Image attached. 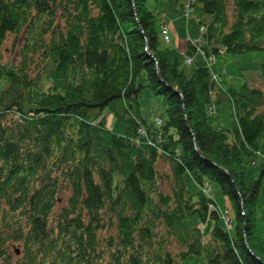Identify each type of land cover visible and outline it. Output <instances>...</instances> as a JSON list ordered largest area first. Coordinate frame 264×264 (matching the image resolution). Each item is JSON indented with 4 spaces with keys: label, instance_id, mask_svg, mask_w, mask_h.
<instances>
[{
    "label": "trees",
    "instance_id": "obj_1",
    "mask_svg": "<svg viewBox=\"0 0 264 264\" xmlns=\"http://www.w3.org/2000/svg\"><path fill=\"white\" fill-rule=\"evenodd\" d=\"M255 49L264 0H0V264H264V90L215 71Z\"/></svg>",
    "mask_w": 264,
    "mask_h": 264
},
{
    "label": "rangeland",
    "instance_id": "obj_2",
    "mask_svg": "<svg viewBox=\"0 0 264 264\" xmlns=\"http://www.w3.org/2000/svg\"><path fill=\"white\" fill-rule=\"evenodd\" d=\"M151 7V6H150ZM157 7V6H156ZM159 8V7H157ZM160 9L159 11H161ZM187 10V9H186ZM189 12V10H187ZM163 16V15H161ZM168 18L173 23V19L176 22V24L180 25V28L183 30H180L178 26H176V29L180 34L185 35V37L190 38H199L200 36V28L198 26H186V21L183 17L176 13H169ZM187 16V14L185 15ZM174 22V24H175ZM168 23V20L163 19L162 21V33L163 35L167 33L168 39H165L166 41L171 40V27ZM190 32V35H187ZM172 39L171 45L174 43ZM181 40V39H180ZM193 42H196L195 40ZM192 42V43H193ZM191 52V53H190ZM188 54H184L186 57L190 56L189 59H187V62H192L193 59V52L190 50ZM182 67H186L185 63H182ZM215 71L216 74H220L223 72V75L219 78L220 83L224 87H233L236 89H239L241 85L244 82H249V84H258L261 88L264 90V49H255V50H249L245 52H240L236 54H229V53H220L217 55L216 61H215ZM141 103L143 104L142 112L143 114L148 118L149 121H152V117L154 115H159L161 112H163V102L162 97L160 95L154 94L149 88H145L142 97H141ZM109 121L113 119L111 116H109ZM209 122L214 125L215 127L222 128V127H228V125L231 122V116L228 109V103L227 101H222L221 104L216 105L215 112L210 113L208 117ZM261 150L264 153V139L261 141ZM264 154H262L261 157H263ZM257 163V162H255ZM258 165V163H257ZM259 169L255 170L253 173L258 171ZM254 175V174H253ZM206 187H209L206 185ZM207 190H210L211 195L214 197V200L216 202L217 210L218 212L223 216V221L226 225H231V218H233L234 212L232 211V208L230 204L228 203V200L223 197L221 194V191L217 184L212 183L211 188H208ZM229 215H232L230 217ZM196 217H192L187 220L188 224H193L196 221ZM196 223V222H195ZM198 227L201 228V231L204 232V225L201 222L196 224ZM207 230V228H206ZM257 234H262L264 238V220L260 221L257 225L256 229ZM199 260L202 262L204 261L203 256L199 258ZM187 264H193L191 261H187Z\"/></svg>",
    "mask_w": 264,
    "mask_h": 264
},
{
    "label": "crops",
    "instance_id": "obj_3",
    "mask_svg": "<svg viewBox=\"0 0 264 264\" xmlns=\"http://www.w3.org/2000/svg\"><path fill=\"white\" fill-rule=\"evenodd\" d=\"M168 17H167V20H168V23L170 24V19ZM174 22L175 21L173 19V23L171 22V24H170V27H171L170 31H171V35H172L171 40L174 39L173 40L174 43L175 44H178V42L180 41V39H182L183 37H181L180 32H178L177 30H175L176 29V26H178L180 28V25L179 24H176V22L174 24ZM187 35H189L191 37L190 32L188 33V31H187Z\"/></svg>",
    "mask_w": 264,
    "mask_h": 264
},
{
    "label": "built area",
    "instance_id": "obj_4",
    "mask_svg": "<svg viewBox=\"0 0 264 264\" xmlns=\"http://www.w3.org/2000/svg\"><path fill=\"white\" fill-rule=\"evenodd\" d=\"M160 26H161V25H160ZM161 29H162V26H161ZM164 38H165V39H168V35H167V33L164 34Z\"/></svg>",
    "mask_w": 264,
    "mask_h": 264
}]
</instances>
